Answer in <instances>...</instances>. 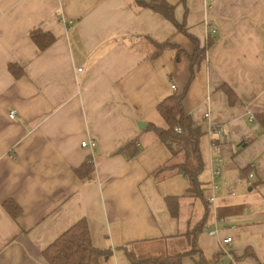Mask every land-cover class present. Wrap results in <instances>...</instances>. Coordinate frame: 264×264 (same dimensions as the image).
I'll return each instance as SVG.
<instances>
[{
  "label": "crops",
  "instance_id": "1",
  "mask_svg": "<svg viewBox=\"0 0 264 264\" xmlns=\"http://www.w3.org/2000/svg\"><path fill=\"white\" fill-rule=\"evenodd\" d=\"M159 1L185 33L136 0H0V264H47L44 252L83 221L109 264H130L126 247L184 255L201 222L199 255L182 264L214 260L228 237L239 264H264V0ZM33 31L53 44L41 51ZM194 40L205 51L195 66ZM158 45L168 47L156 55ZM184 93L203 133L207 204L179 173L185 152L152 130L168 128L161 103ZM134 141L137 153H122Z\"/></svg>",
  "mask_w": 264,
  "mask_h": 264
},
{
  "label": "trees",
  "instance_id": "2",
  "mask_svg": "<svg viewBox=\"0 0 264 264\" xmlns=\"http://www.w3.org/2000/svg\"><path fill=\"white\" fill-rule=\"evenodd\" d=\"M137 4L141 7L150 9L154 12L162 14L168 21H170L179 32L185 33V29L180 25L174 17V7L165 2L156 0L152 3H146L143 0H136ZM31 37L35 44L41 51H45L54 42V37L50 34H43L40 31H33ZM195 45V53L190 58L192 65H198L205 58V51L201 50L196 40L193 41ZM168 45H158L156 55L160 54ZM181 52V51H180ZM178 51V53H180ZM155 55V56H156ZM10 71L19 76L22 70L15 66L10 67ZM194 77L192 72L191 79ZM185 93L177 96L172 95L166 98L159 106L158 112L164 118L167 124V129L153 127L152 130L157 137L164 143L172 146L173 144L180 150L185 152L186 160L178 166L179 173L183 175L191 185L192 193L202 198L206 202V190L204 185L200 182V176L204 171V163L200 153V139L203 136L199 128H195L193 121L188 116L183 108ZM231 99L233 94L230 93ZM182 130L181 134L176 132V129ZM138 141L127 144L122 153L127 156L133 157L139 148L137 147ZM175 154L177 153L174 151ZM91 169V168H90ZM90 173L92 170L89 171ZM78 175L84 176L85 174L80 170ZM176 199H168L167 204L174 215H176ZM12 202L4 204L5 209L12 215L13 218L18 217L20 209L14 207ZM204 222L198 224L193 232L189 235L194 243L193 248L198 251L197 237L203 232ZM129 259L130 264H182L185 256H194L189 252L183 253L184 255L166 256V257H140L127 247L121 249ZM111 251H103L96 249L91 241V234L88 224L83 221L71 228L62 237H60L54 244H52L43 254L47 264H109V259L112 256ZM196 264H225L223 255L220 252L212 261H207L204 258L200 259Z\"/></svg>",
  "mask_w": 264,
  "mask_h": 264
},
{
  "label": "built area",
  "instance_id": "3",
  "mask_svg": "<svg viewBox=\"0 0 264 264\" xmlns=\"http://www.w3.org/2000/svg\"><path fill=\"white\" fill-rule=\"evenodd\" d=\"M213 32H215L213 30ZM175 86L172 87L173 90H175ZM16 112H12L10 114V117L12 119H16ZM206 119H210V114L205 115ZM176 132L181 134L182 130L180 128L176 129ZM211 134L214 137V141L212 143V146L214 148L218 147V143H216L215 138L220 139L223 135V129L221 127L216 128L214 130H211ZM96 147V143L94 141H84L82 143V148L90 149L93 150ZM217 161V160H216ZM218 162V161H217ZM222 176V171L220 167L212 171V176H211V183H210V191L212 192L210 198H209V203L212 205H215L217 201V192L221 189V179ZM249 179L254 178V175L251 173L248 177ZM208 233L210 236H216L217 235V229H211L208 228ZM233 238L228 237L226 239H223L221 242V253L223 255V258L225 259V264H239V261L235 258L233 251H232V244H233Z\"/></svg>",
  "mask_w": 264,
  "mask_h": 264
},
{
  "label": "rangeland",
  "instance_id": "4",
  "mask_svg": "<svg viewBox=\"0 0 264 264\" xmlns=\"http://www.w3.org/2000/svg\"><path fill=\"white\" fill-rule=\"evenodd\" d=\"M188 251H189L190 254H192L194 256H198L199 255L198 251L195 250V248H193V247H191Z\"/></svg>",
  "mask_w": 264,
  "mask_h": 264
}]
</instances>
